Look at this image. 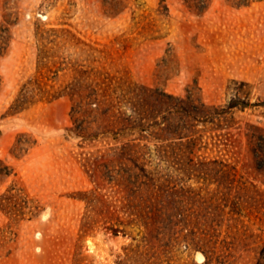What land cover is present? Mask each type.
Returning <instances> with one entry per match:
<instances>
[{
    "label": "rangeland",
    "instance_id": "374dc122",
    "mask_svg": "<svg viewBox=\"0 0 264 264\" xmlns=\"http://www.w3.org/2000/svg\"><path fill=\"white\" fill-rule=\"evenodd\" d=\"M140 87L264 100V0H0V264H256L264 178L240 133L264 127V109L226 115L227 154L191 151L162 130L174 109L137 105ZM224 158L229 192L180 170ZM185 217L222 223L195 237L216 244L211 262L176 231Z\"/></svg>",
    "mask_w": 264,
    "mask_h": 264
},
{
    "label": "trees",
    "instance_id": "16d2710c",
    "mask_svg": "<svg viewBox=\"0 0 264 264\" xmlns=\"http://www.w3.org/2000/svg\"><path fill=\"white\" fill-rule=\"evenodd\" d=\"M58 96L59 95L54 96L47 101L50 102ZM134 96V98H136L135 100L137 102V105L144 109L143 112H147L145 111L146 106L149 107V109H151L152 111L155 106H162L166 110H169L170 113L171 110L174 109L177 113L179 122L178 126L176 128H173V126L170 124L171 117H166L168 122L162 130L167 133H172L180 139H187L186 143L191 151L196 148L197 144H200V147L205 150L210 149V151H212L214 150V148H217V152H219L220 154H227L225 148L228 146V144L230 145V143H233V138H228L229 136L226 137V134L224 135V133L218 132L222 129L231 127L232 120H228L226 115L228 113H232L233 111H243L246 108L262 107L264 109V100H257L254 103H250L248 96L243 97L239 94L231 96V98H229L227 103L223 106H211L198 100L195 101L189 96H187L186 98H180L174 97V95L172 94L157 93L156 90H151L145 87H140L139 93H134ZM24 108L25 106H23V104H19L16 108V111L19 112ZM149 109V112L147 113L152 115L153 112H151ZM126 121L130 120L126 118ZM136 123L134 124L135 126H133V129L136 128L142 131L143 125L140 124L141 119L139 120V123H137L138 125H136ZM198 124L208 125L207 128L205 127L202 130V133L209 131V134H207L206 136L204 134L199 135L200 131L196 129V126ZM242 136L244 137L247 151L249 152L253 160L251 162L252 167L258 174H260L264 178V127L260 124H247L244 132L240 133V137ZM236 140L239 142V138H236ZM224 159L214 161V166H210L209 162L204 161H197L195 164L183 163L180 170L188 175L190 171L196 172L197 178H200V175L202 173L212 174L215 178H217V184L223 186L225 190L229 192V190H231L232 188L236 171L235 168L228 163V160ZM131 161L137 164L136 159H131ZM207 171L209 172L207 173ZM205 179L208 180V178ZM237 188L240 190V192L243 191V196L245 198L243 199V202L247 203L246 197L248 189L245 182H238ZM157 192L158 191H155V194H157ZM255 194L256 196L253 199L254 209L256 211L258 220L263 223L264 191L257 190ZM136 196L137 195L133 193L130 194L129 197L131 199H134ZM130 201L134 202V200ZM132 207L134 209L136 208L134 203L132 204ZM181 210L182 208L176 207L174 209V213L176 214L178 212H181ZM174 226L176 231H184V229L187 230V234L185 235L184 239L186 247L195 250H202L205 256V261L207 263L211 262L214 259V255L216 254L215 251L217 248L216 244L210 246L208 242L204 240V238H198V240H196L195 237L197 235H208L210 237L219 236L222 223H200L197 221H191L190 219L185 217L184 219H178L174 223ZM228 227L230 228L231 226ZM215 243H217V239ZM256 260V264H264V246L260 248V251L256 256Z\"/></svg>",
    "mask_w": 264,
    "mask_h": 264
}]
</instances>
